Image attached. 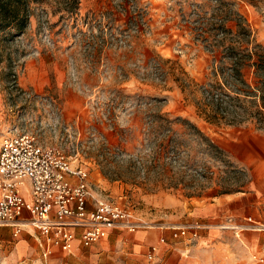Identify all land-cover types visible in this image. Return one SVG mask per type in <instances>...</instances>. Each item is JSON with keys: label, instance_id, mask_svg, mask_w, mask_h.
<instances>
[{"label": "rangeland", "instance_id": "obj_1", "mask_svg": "<svg viewBox=\"0 0 264 264\" xmlns=\"http://www.w3.org/2000/svg\"><path fill=\"white\" fill-rule=\"evenodd\" d=\"M28 1L26 29L0 52V138L26 131L41 143L60 146L87 168L94 190L125 204L137 220L151 226L137 230L156 233L148 247L159 244V231H166L165 242L170 237L171 230L161 225L199 223L195 239L172 242L183 244L179 250L185 254L179 257L186 264H250L252 253L264 251V231L251 230V222L263 224L264 219L249 221L247 212L227 211L217 197L248 190L250 171L233 161L231 151L241 155L250 146L253 156H264V129L254 115L234 125L210 124L198 116L207 109L203 99L217 79V67L210 64L206 78L196 81L176 57L167 58L178 65L156 56V49L142 61L139 47L152 34L148 15L153 0ZM194 1L169 0L167 9L176 14L167 19L176 18L173 26L187 28L192 39L200 33L208 44L214 43L212 25L227 10L232 16L236 3ZM246 2L264 14V0ZM196 42L211 54L201 38ZM217 44L223 48L221 39ZM174 54L185 56L188 67L194 62L195 55L181 46ZM142 86L147 90L137 89ZM172 90L181 92L179 102L189 106L188 112L174 113ZM156 113L196 124L223 157L179 123L172 125L176 133L161 129L152 119ZM210 207L215 208L204 215ZM258 214L264 216V207ZM137 231L114 235L123 243L125 235ZM109 240L104 246L98 245L100 241L44 258L35 235L23 231L14 236L10 228H0V264L154 263L146 258L148 247L131 260L128 250Z\"/></svg>", "mask_w": 264, "mask_h": 264}, {"label": "built area", "instance_id": "obj_2", "mask_svg": "<svg viewBox=\"0 0 264 264\" xmlns=\"http://www.w3.org/2000/svg\"><path fill=\"white\" fill-rule=\"evenodd\" d=\"M217 24L223 20L216 19ZM199 35L193 39L197 41ZM75 162L60 146L41 143L30 132L0 138V227L10 228L14 236L25 229L36 232L44 258L55 249L70 252L77 238L88 247L112 231L132 233L151 228L137 220L125 204L94 190L87 168ZM251 223V229L258 228ZM161 226L171 230L173 239L186 240L195 239L201 228L199 223ZM158 243L164 244L165 238L160 236ZM159 244L149 247L147 260L155 259ZM250 264H264V252L252 254Z\"/></svg>", "mask_w": 264, "mask_h": 264}, {"label": "crops", "instance_id": "obj_3", "mask_svg": "<svg viewBox=\"0 0 264 264\" xmlns=\"http://www.w3.org/2000/svg\"><path fill=\"white\" fill-rule=\"evenodd\" d=\"M201 0L194 1L200 2ZM223 1V0H220ZM225 2L229 3H236V9L231 16L230 11H226L225 15L220 17L223 20V25L227 30V33L224 37L221 38V45L222 47L227 46L229 44L239 45L242 47H249L252 44L258 43L264 46V14L258 11L255 6L252 4H248L246 0H224ZM169 0H153L150 3L151 12L148 15V24L152 28V34L146 38V41L140 44L139 50L141 53L142 61L146 62L151 54H155V51L152 49H156V56L161 55L165 60H169V62H174L178 65L177 62L174 60L168 59L167 57H176L182 65L186 68L189 75H191L194 80L200 81L205 77V73L208 72V67L210 64L216 68L218 64V60L220 58L221 47L218 45L213 53H207L204 49L196 42V40L192 39L186 30L187 28L178 29L175 28L174 22L175 19L169 20L167 17L175 15L176 10L167 9V3ZM193 2V1H189ZM183 8L185 5H182ZM181 6V7H182ZM176 8V7H175ZM186 9V7H185ZM171 14V15H170ZM235 14V15H234ZM235 16L241 18V23L238 24ZM241 29H246L248 32L247 36H243L240 33ZM205 34V33H204ZM161 43L159 40H161ZM157 43H160L157 45ZM181 46L187 51L192 52L195 55L194 62L191 66H186L184 64L185 56L183 55H175L174 50ZM149 53V54H148ZM161 59V58H160ZM241 73L244 81L249 86V90L257 94V85H258V78L255 76V68L250 64V62H246L241 67ZM132 75H129V77ZM218 77V76H217ZM134 76H132V79ZM206 78V77H205ZM131 79V80H132ZM176 83V82H175ZM137 89H143L146 91V87L142 86V88L137 87ZM181 93L179 90H172L171 96L172 101L175 102V109L174 113L176 115H180L183 113L188 112L189 106H186L184 103H180L179 101L183 102L182 95L178 94ZM174 97V98H173ZM256 105L258 104V98H252ZM172 106V105H171ZM170 107V109H172ZM169 109V110H170ZM2 111H3V99L2 93L0 92V131L2 127ZM199 116V115H198ZM249 134H253L252 132H248ZM252 151L250 146L246 148L245 151L239 155L237 151H231L233 161L238 164L239 166L246 167L250 171V179L251 182L249 184L248 190L241 192L240 195L236 196H229V197H217V202L221 203L222 208L227 211H234L236 213H245L247 212L251 219L252 217H258L260 219H264L260 214H258V210L264 207V156L255 157L252 155ZM218 203H212L211 205L215 206ZM215 207H210L205 209L203 212L204 215L208 213V211H212ZM201 212V211H200ZM230 221V220H229ZM251 221H253L251 219ZM253 223L257 224L259 227L251 230L257 231H264V223L260 224L258 222L253 221ZM0 228H8V227H0ZM244 229V228H243ZM23 231H27L31 235H35V240L38 241L39 246V235L32 231L31 229H25ZM22 231V232H23ZM124 233L119 231H112L105 240L101 239L100 241L94 243L95 245L104 246L109 243V239H115L113 241V246L118 245L119 248H123V250H128L130 259L134 260L133 254H139L145 248L148 247L149 244H154L156 239V233H148V232H138L134 235H125V241L122 243L118 240V236H115L114 233ZM164 232L166 231H159V236H164ZM128 233V232H127ZM170 233V231H169ZM110 237V238H109ZM165 237V236H164ZM167 242L161 244L159 246V251L156 253L155 259L152 261V264H186V260L183 257H179L180 254H185L184 251L179 250L180 248L183 249V244H172L173 238L166 236ZM172 238V239H171ZM264 239V235L261 236ZM264 241V240H263ZM25 243V241H22ZM92 244V245H94ZM104 244V245H103ZM20 245L19 247H21ZM264 246V244H263ZM262 246V247H263ZM79 247H84L81 245L79 239H75L73 242V247L70 252H63L58 249H55V252H62L65 254H70L72 251L77 250ZM149 248V247H148ZM179 251H182L179 253ZM264 251H258L255 253H263ZM52 254V255H53ZM254 254V253H252ZM51 255V256H52ZM128 255V256H129ZM49 256V257H51ZM249 256V260H250ZM129 261V260H128Z\"/></svg>", "mask_w": 264, "mask_h": 264}, {"label": "trees", "instance_id": "obj_4", "mask_svg": "<svg viewBox=\"0 0 264 264\" xmlns=\"http://www.w3.org/2000/svg\"><path fill=\"white\" fill-rule=\"evenodd\" d=\"M28 2V0H0V52L5 44L26 29L30 17ZM235 18L240 24L241 18L237 16ZM211 30L216 31V33L212 35L214 43L206 45L209 52H213L212 48L218 46V41L228 34L223 24H213ZM219 32L224 34V36L218 38L217 34ZM240 33L243 36L248 34L246 29H241ZM198 37L203 42L207 40V37L202 35ZM225 61L228 64H224ZM246 62H250L255 68V76L258 78L257 94L249 90V86L242 77L240 70ZM216 67L214 75L218 77L209 85L210 89L206 90V96L203 99L207 109H204L201 114L199 112L198 115L203 117L207 123L223 122L227 125L239 124L247 120L250 115H254L258 127L264 129V46L258 43L249 47L233 44L224 46L220 52ZM253 97L258 98L257 105L252 101ZM252 106L254 107L253 111L250 110ZM236 108L241 110L243 114H247L246 117H244L245 115L241 117ZM152 119L161 129L172 133H176L172 125L179 123L186 129L188 128L195 132L201 140H204L208 149L223 157L222 150L209 137L204 135L196 124L181 117L170 119L167 114L162 113L152 115ZM169 142L172 141L170 140Z\"/></svg>", "mask_w": 264, "mask_h": 264}]
</instances>
